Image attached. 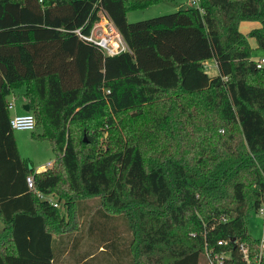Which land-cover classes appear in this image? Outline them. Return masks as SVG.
Returning a JSON list of instances; mask_svg holds the SVG:
<instances>
[{
  "label": "trees",
  "instance_id": "1",
  "mask_svg": "<svg viewBox=\"0 0 264 264\" xmlns=\"http://www.w3.org/2000/svg\"><path fill=\"white\" fill-rule=\"evenodd\" d=\"M160 1L0 0V264H57L69 247L77 264H197L203 253L210 264H245L238 243L256 247L246 222L264 200V66L246 36L264 50V1L197 0L126 20ZM97 9L126 50L105 55L74 34L89 32ZM242 20L259 26L241 33ZM20 86L54 156L40 171L8 124L5 96ZM87 198L104 219L81 235ZM109 213L125 217L128 244ZM52 235L67 241L54 246Z\"/></svg>",
  "mask_w": 264,
  "mask_h": 264
},
{
  "label": "rangeland",
  "instance_id": "2",
  "mask_svg": "<svg viewBox=\"0 0 264 264\" xmlns=\"http://www.w3.org/2000/svg\"><path fill=\"white\" fill-rule=\"evenodd\" d=\"M188 3H189V0H163L156 4L148 5L146 7L136 8V9H131V10L129 9L127 10V13H126V16H127L126 20L128 22H134L137 20L150 18V17L157 16L160 14H166L169 12H173L180 7H185L186 5H188ZM249 22L256 24V21L254 20H250ZM246 40H247L248 45L250 46V58L252 60L262 59L263 66H264V50H259L256 48L255 40L253 36L247 35ZM205 68H207L206 72L210 75L216 72L214 67L208 68L205 65ZM23 91H24V87L20 86V87L14 88L12 91H10V93H8L5 96V99L7 102L13 103L12 109L9 110L11 114H13L14 112H19V113L24 112V110L21 108ZM38 131H40V127L37 125H35V128L31 131L29 130L28 131L27 130H13L12 131L15 144L17 147V151L20 157L25 158L28 161H30L35 171L36 170L40 171L43 168H47L50 165V162H52L54 159L49 142L46 139H39L35 137L34 134H36ZM97 134H98L97 140H98V145H99L98 147L104 148L105 146L104 139H105V136L107 135V130L103 128L102 132L97 133ZM88 135L89 134L81 132L77 134V137L81 138L84 141V143H86L85 139ZM87 146L88 144H86L84 147L88 149ZM253 185L254 183L251 184V188L253 187ZM48 196L50 197L52 196L51 198L48 197L49 200H53V198L55 199L54 195H48ZM41 197H45V196L41 195ZM98 204H99L98 198H87V199L82 200L78 204V216H79L78 222H79V230L81 229L80 231L81 235H83L82 230H86L87 228H89L92 222L101 223V221L104 219V218L102 219L95 213V209L99 207ZM263 207H264V203H263ZM59 209L63 210V208H61L60 205H59ZM108 215H110V219L108 220L107 223L111 226L112 225L115 226L117 228L116 229L117 234L122 236L123 237L122 240L128 244L131 234H130L127 222L125 220V217L122 214H110L109 213ZM246 227H247V231L253 238H256V239L261 238L264 232V211L262 213H259L257 211L252 212L247 218ZM108 230L109 229L107 228V231ZM116 230H113L112 233H116ZM106 234L108 233L106 232ZM68 241H70V239ZM95 247H96V251H95V255H96L98 253V250L101 249V247L99 245ZM83 248H85V250L87 249V245L85 241H83L81 246L78 247V250H82ZM60 255L61 257H59V255L56 256L58 257V259L56 258L57 264H77L78 263L74 261L73 259L74 256H72V253L70 252V247H69V251H66L65 253H62ZM100 255L101 257L106 256L105 253H99L98 256ZM207 260H208L207 255L203 253L199 255L197 263L198 264H209ZM79 264H84V262H80ZM90 264H95V263L94 261H92ZM101 264H104V263H101Z\"/></svg>",
  "mask_w": 264,
  "mask_h": 264
},
{
  "label": "built area",
  "instance_id": "3",
  "mask_svg": "<svg viewBox=\"0 0 264 264\" xmlns=\"http://www.w3.org/2000/svg\"><path fill=\"white\" fill-rule=\"evenodd\" d=\"M264 1V0H263ZM190 5L197 6V0H189ZM96 20L92 23L89 32L87 34L82 33L81 28L77 27L73 29L74 34L84 41L90 42L98 46L105 55H114L121 51L126 50V45L117 32L115 27L112 25L111 21L105 15L103 10L97 9L96 11ZM255 67L259 68L263 65L262 59L253 60ZM108 90L106 89V92ZM7 109L13 107L12 102L6 101ZM8 124L12 130H33L35 126L34 117L32 113L25 111L21 114H12L9 117ZM25 182L28 188H32V177L27 175L25 177ZM41 198L40 194H37ZM264 200L256 210L259 213L264 211L263 207ZM55 206V203H53ZM224 220V218H222ZM217 245H225V240L216 241ZM238 252L241 258L244 260L245 264H264V240L263 234L261 238L258 239L256 247L249 249L246 244L238 243ZM229 257V251H223L219 254H214L213 258L217 262H221L222 259ZM207 262L210 264L209 260Z\"/></svg>",
  "mask_w": 264,
  "mask_h": 264
},
{
  "label": "crops",
  "instance_id": "4",
  "mask_svg": "<svg viewBox=\"0 0 264 264\" xmlns=\"http://www.w3.org/2000/svg\"><path fill=\"white\" fill-rule=\"evenodd\" d=\"M156 4V3H155ZM127 13V12H126ZM125 16H126V14H125ZM126 18H127V16H126ZM259 26V23L256 21V24L255 23H252V22H249L248 20H242V21H240L239 23H238V30L241 32V33H246L249 29H251V28H253V27H258ZM204 70H205V72H206V69L207 68H205V65H206V67H214L215 68V70H216V66H215V62H214V60L213 59H208V60H206V61H204ZM217 72V71H216ZM216 72L215 73H213V74H211V75H215L216 74ZM207 73V72H206ZM208 74V73H207ZM208 75H210V74H208ZM13 99H14V97H13ZM24 105H25V100H24V97L22 98V104H21V108L23 109V107H24ZM12 109V108H11ZM10 110V109H9ZM24 110V109H23ZM25 112V111H24ZM13 114H21V113H19V112H14ZM9 115L11 116L12 114L9 112ZM44 169V168H43ZM43 169H41V170H43ZM37 171V170H36ZM51 198L50 196H47V198ZM55 199L53 198V200L52 201H54ZM2 226H3V224H2V222L0 221V229L2 228ZM52 238L54 239L53 240V245L55 246V244L57 243V241H59V239H61L63 242H66L67 241V237H65V236H63V237H59L58 238V236H55V235H52ZM61 255H59V257H60ZM198 264V263H197Z\"/></svg>",
  "mask_w": 264,
  "mask_h": 264
},
{
  "label": "water",
  "instance_id": "5",
  "mask_svg": "<svg viewBox=\"0 0 264 264\" xmlns=\"http://www.w3.org/2000/svg\"><path fill=\"white\" fill-rule=\"evenodd\" d=\"M23 109H24V111H27L28 110L27 105H24Z\"/></svg>",
  "mask_w": 264,
  "mask_h": 264
}]
</instances>
